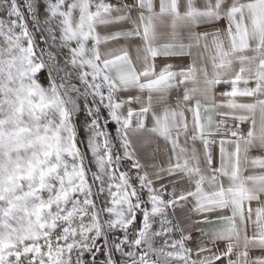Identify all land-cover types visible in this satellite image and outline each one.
I'll list each match as a JSON object with an SVG mask.
<instances>
[{
  "label": "snow or ice",
  "instance_id": "6c2138e0",
  "mask_svg": "<svg viewBox=\"0 0 264 264\" xmlns=\"http://www.w3.org/2000/svg\"><path fill=\"white\" fill-rule=\"evenodd\" d=\"M0 264H264V0H0Z\"/></svg>",
  "mask_w": 264,
  "mask_h": 264
},
{
  "label": "rangeland",
  "instance_id": "374dc122",
  "mask_svg": "<svg viewBox=\"0 0 264 264\" xmlns=\"http://www.w3.org/2000/svg\"><path fill=\"white\" fill-rule=\"evenodd\" d=\"M37 40H38V41L40 40L39 35H37ZM40 46H41V47H44L43 43H41ZM105 115H106V114H105ZM83 120H84V116H83V114H81V115L77 118V124H78V125H82V124H83ZM108 130L113 134V137H115L116 125H115V124H109V126H108ZM85 135H86V133H85V131H84V128L81 126V127H80V132H79V138H80V140H83V139L85 138ZM89 158H90V157H89ZM128 166H129V162H127V161L123 162V163H122V170H126V169L128 168ZM93 170H95L94 167H93ZM139 220H140V218H139V216H138L137 223H139ZM157 227H158V225H157ZM116 235L119 236L120 233H116ZM159 243H160V241L158 240V241H157V245H158ZM116 259H117V260L120 259L119 255H117Z\"/></svg>",
  "mask_w": 264,
  "mask_h": 264
},
{
  "label": "crops",
  "instance_id": "0c3cea01",
  "mask_svg": "<svg viewBox=\"0 0 264 264\" xmlns=\"http://www.w3.org/2000/svg\"><path fill=\"white\" fill-rule=\"evenodd\" d=\"M121 43H123V42H121ZM133 55H134V53H133ZM190 62V60L188 59V58H185L184 59V63L185 64H187V63H189ZM177 219H183V213L182 212H180V210H177ZM197 235H198V233H197ZM191 246H195L194 244L193 245H191Z\"/></svg>",
  "mask_w": 264,
  "mask_h": 264
}]
</instances>
